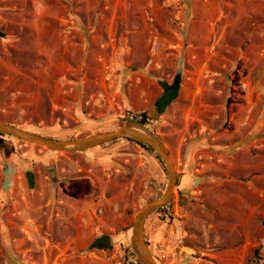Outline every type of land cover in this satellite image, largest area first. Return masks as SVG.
<instances>
[{"label": "rangeland", "instance_id": "obj_1", "mask_svg": "<svg viewBox=\"0 0 264 264\" xmlns=\"http://www.w3.org/2000/svg\"><path fill=\"white\" fill-rule=\"evenodd\" d=\"M127 111L152 118L143 128L177 174L164 221L146 219L157 263L264 264V0H0V121L66 141L118 129ZM113 144L120 197L84 226L83 239L107 232L111 248L97 252L69 245L84 225L71 207L58 219L48 197L15 181L13 154L48 150L0 137V264L132 262L130 224L168 177L148 151ZM99 150L55 154L89 173Z\"/></svg>", "mask_w": 264, "mask_h": 264}, {"label": "crops", "instance_id": "obj_2", "mask_svg": "<svg viewBox=\"0 0 264 264\" xmlns=\"http://www.w3.org/2000/svg\"><path fill=\"white\" fill-rule=\"evenodd\" d=\"M118 146L119 144L111 145L106 149L105 154V150H102L101 147L94 148V151L95 149H100L99 152L88 153L89 161L90 159H96L98 165L95 167L93 163L89 164L92 168V171L90 170L89 173H87L88 171H85L83 166L75 164L71 157H59V155L55 154L56 152L50 150L47 152H35L29 148L22 151L21 154H13L11 157V165L18 171V175L15 176V181H17L18 176L19 181H24L28 188L25 174L26 172L32 171L34 186L31 190H34L36 194H39L40 198H49V205H51L52 214L56 211L55 213L58 219L64 218V216H66L65 213L71 212L67 208L71 207L74 214H77L81 221L83 220L84 225L80 224L77 227H74L77 229V236L72 237L69 240L68 243L70 246L77 249L83 246L88 247L95 239L102 235H107L106 231H99V233L83 239V233L88 229L84 226H88V222L90 221L89 218L94 214L99 203L102 204L103 200L112 201L118 198L119 191H117L118 194H115L114 192L118 188V182L122 172V166L119 164L120 157L114 156L111 158L107 156V153L116 149ZM91 149L93 150V148ZM91 149H88V151ZM12 172L13 169H11L10 174L7 177L11 178ZM92 172H95L96 175ZM44 183L45 188L47 189L44 188L40 191L39 188L42 185L44 186ZM72 185L73 188L70 189ZM83 186H85L86 191H90V195L79 189V187ZM95 188L99 189L100 194L97 198L89 200V197L93 198V195H98ZM108 193H110V195ZM146 222L147 220L144 222V237L147 229ZM167 248L168 247H160L159 253L167 257L171 253L170 251H167ZM94 251L98 252V250ZM150 252L153 254L156 253L153 250H150ZM159 257L160 256H158V258Z\"/></svg>", "mask_w": 264, "mask_h": 264}, {"label": "water", "instance_id": "obj_3", "mask_svg": "<svg viewBox=\"0 0 264 264\" xmlns=\"http://www.w3.org/2000/svg\"><path fill=\"white\" fill-rule=\"evenodd\" d=\"M179 81L180 76L178 75L175 83L177 84ZM0 134L26 142L27 144L43 147L50 151L68 154L101 147L116 139H126L127 141L142 143L150 147L155 153H157L161 163L164 165L167 172L168 183L160 198L146 203L135 214L128 229V233H130L128 243L139 264H158L145 243L143 234L144 222L156 209L164 208L170 203L173 190L177 186V174L175 173L173 164L169 159L168 152L156 135L139 125L125 123L123 126L113 131L61 141L49 136L26 131V129L2 121H0ZM182 196H186V194H182L181 197Z\"/></svg>", "mask_w": 264, "mask_h": 264}, {"label": "trees", "instance_id": "obj_4", "mask_svg": "<svg viewBox=\"0 0 264 264\" xmlns=\"http://www.w3.org/2000/svg\"><path fill=\"white\" fill-rule=\"evenodd\" d=\"M179 82L176 84L174 81V84L172 86L165 85L164 88H162L163 93L160 95L158 103H157L159 112H163L175 100L176 95H177V90L179 88ZM124 119L127 121V123L137 124V125L142 126V127L149 130L148 122L151 121L152 118L148 117L144 113H133V112L127 111L125 116H124ZM149 131H151V130H149ZM3 136L4 135L0 134V137H3ZM117 140L118 139L113 140V141H111V142H109V143H107L101 147H105L107 145L113 144ZM129 142H132V143L138 145L139 147H141L142 149L151 153L153 155V157L158 162H160L161 165H163L160 161V158L157 156V153H155L150 147H148L147 145L142 144V143H136L133 141H129ZM25 177H26V180L28 182V189L31 190L32 187L34 186V178H33L32 171L26 172ZM168 207H169V205L165 206L164 208H160V209L158 208L155 210L154 213L158 214L159 220L164 221L165 213H166ZM145 243L148 246V242L145 241ZM110 248H111V243H110L109 237L107 235H102L99 238L95 239L93 241V243L87 247V250L89 249L90 251L91 250L105 251V250H108ZM125 252L128 253L129 256L132 258V262L130 264H139V262L135 258V254L131 251L130 248H127ZM254 255L255 256L257 255L256 258H258V259L261 258V255L259 256L258 250H255Z\"/></svg>", "mask_w": 264, "mask_h": 264}, {"label": "bare ground", "instance_id": "obj_5", "mask_svg": "<svg viewBox=\"0 0 264 264\" xmlns=\"http://www.w3.org/2000/svg\"><path fill=\"white\" fill-rule=\"evenodd\" d=\"M184 198H185V196H182V197H181L182 201H183Z\"/></svg>", "mask_w": 264, "mask_h": 264}]
</instances>
